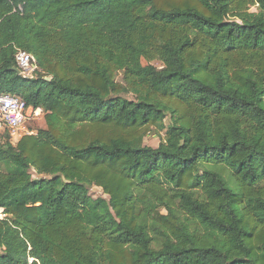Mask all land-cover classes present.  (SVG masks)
Segmentation results:
<instances>
[{"label": "trees", "instance_id": "16d2710c", "mask_svg": "<svg viewBox=\"0 0 264 264\" xmlns=\"http://www.w3.org/2000/svg\"><path fill=\"white\" fill-rule=\"evenodd\" d=\"M2 93L0 264H264V0H0Z\"/></svg>", "mask_w": 264, "mask_h": 264}, {"label": "built area", "instance_id": "2783aa9c", "mask_svg": "<svg viewBox=\"0 0 264 264\" xmlns=\"http://www.w3.org/2000/svg\"><path fill=\"white\" fill-rule=\"evenodd\" d=\"M15 63L19 74L26 78H31L37 68L33 56L21 49L15 53ZM33 121L43 122L41 108L27 105L17 96L0 94V138L7 136L16 140L24 134H32L34 130L28 124ZM4 217L3 209L0 208V220Z\"/></svg>", "mask_w": 264, "mask_h": 264}, {"label": "rangeland", "instance_id": "374dc122", "mask_svg": "<svg viewBox=\"0 0 264 264\" xmlns=\"http://www.w3.org/2000/svg\"><path fill=\"white\" fill-rule=\"evenodd\" d=\"M252 11H255V7H251ZM142 63H145L144 60H142ZM151 64L160 67L161 63L158 60H153L151 61ZM117 80L120 82L121 81V74L118 75ZM168 121V118L166 120V122ZM43 126V122L42 121H33L31 123L28 124V127L31 130H36L38 127H42ZM164 137V132H160L159 134L156 133H150L148 134L145 139H144V144L147 146H151L153 148L157 147L158 144L163 140ZM14 141V140H12ZM84 186V188L88 191V193L90 194L91 197L96 198L98 196H104L107 197L103 192L102 189L100 187H98L95 184H82ZM3 252V249L0 248V254Z\"/></svg>", "mask_w": 264, "mask_h": 264}, {"label": "water", "instance_id": "95a60500", "mask_svg": "<svg viewBox=\"0 0 264 264\" xmlns=\"http://www.w3.org/2000/svg\"><path fill=\"white\" fill-rule=\"evenodd\" d=\"M13 69H14L17 73H19V70H18L17 67H14ZM47 79H49V78H47Z\"/></svg>", "mask_w": 264, "mask_h": 264}]
</instances>
